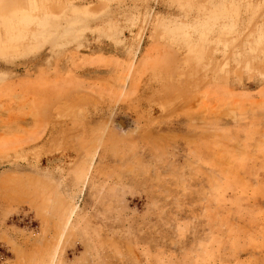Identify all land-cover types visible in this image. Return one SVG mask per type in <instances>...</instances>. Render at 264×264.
I'll return each mask as SVG.
<instances>
[{
	"label": "rangeland",
	"instance_id": "1",
	"mask_svg": "<svg viewBox=\"0 0 264 264\" xmlns=\"http://www.w3.org/2000/svg\"><path fill=\"white\" fill-rule=\"evenodd\" d=\"M0 264H264V0H0Z\"/></svg>",
	"mask_w": 264,
	"mask_h": 264
}]
</instances>
